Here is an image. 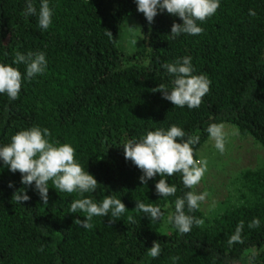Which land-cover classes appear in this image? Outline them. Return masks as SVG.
<instances>
[{"label":"trees","instance_id":"16d2710c","mask_svg":"<svg viewBox=\"0 0 264 264\" xmlns=\"http://www.w3.org/2000/svg\"><path fill=\"white\" fill-rule=\"evenodd\" d=\"M27 3L0 0V64L17 68L22 76L16 100L0 93V148L19 131L47 128L51 136L46 139L72 146L76 162L98 184L81 195L60 192L50 180L45 205L35 182L22 184V174L0 158V264H264V160L232 177L231 198L210 212L201 204L192 212L185 206L186 215L204 223L181 234L170 217L176 199L194 188H186L182 174L175 173L163 178L177 192L158 195L155 185L162 177L156 174L142 184V170L123 149L129 140L140 142L149 131L166 132L175 125L185 132L184 140L200 137L192 145L199 160L207 128L217 123L235 126L264 150V0H220L214 15L197 21L202 34L182 33L175 39L171 27L182 19L165 10L150 24L137 0H48L52 23L47 30L39 27L42 0H32L35 15L24 14ZM127 19L141 26L132 53L121 42ZM16 52H43L44 74L28 79L26 65L13 63ZM183 57H191L193 75L211 82L198 108L174 106L152 91L159 84L172 90L175 77L163 65ZM18 189L30 197L23 204L12 197ZM107 196L120 199L125 212L94 216L91 229L77 224L86 213H70L73 202L90 198L99 205ZM136 201L158 206L164 215L153 221L135 209ZM254 218L260 226L250 229ZM240 221L244 242L229 246ZM154 241L161 252L151 258L147 253Z\"/></svg>","mask_w":264,"mask_h":264},{"label":"clouds","instance_id":"9594fccd","mask_svg":"<svg viewBox=\"0 0 264 264\" xmlns=\"http://www.w3.org/2000/svg\"><path fill=\"white\" fill-rule=\"evenodd\" d=\"M137 4L138 11L144 14L150 24L154 22V17L158 12L162 13L165 10L168 14L182 19V24L173 23L171 27L170 36L175 39L182 33L193 36L202 34L203 28L198 26L197 21L204 22L214 15L220 7V0H137ZM24 14L28 16L36 14L32 0H28ZM249 15L255 16V10L250 9ZM51 17L52 10L49 8L48 0H42L39 27L47 30L52 23ZM106 35L112 38L110 31H107ZM13 63L26 65L28 79L44 74L47 66L43 52H29L27 55L16 52ZM163 67L175 77L172 81V90L169 91L166 85L159 84L152 91L161 92L163 98L172 102L174 106L182 108L187 105L189 109L198 108L202 103V98L209 92L211 82L205 75H193L191 57H183ZM21 81L22 76L17 68L0 64V93H6L11 100H16L21 90ZM207 132L214 140L215 148L223 154L226 150L224 125L213 123L207 128ZM50 136L51 132L47 128L41 130L39 127H32L19 131L12 137L9 145L0 148V158L13 173L19 171L22 174V184L31 186L35 182V189L45 205L49 199L48 182L50 180L54 188L60 192H79L81 195L94 192L98 181L76 162L74 148L69 144L55 146L54 142L46 139ZM184 137L185 132L173 125L166 132L163 129L149 131L140 142L129 140L123 145L125 158L131 160L143 172V175L139 177L142 184L146 185L148 180L154 178L156 174L162 177L155 185L157 194L162 197L173 196L177 192L176 186H170L163 178L164 176L170 177L175 173H181L184 186L193 189L200 183L207 171V161L194 158L192 145L198 144L200 137L193 135L187 140H184ZM177 138H180L181 142H177ZM9 187L13 185L10 183ZM207 195V192L196 194L194 191H188L183 198L176 199L175 215L170 217V221L181 234L189 233L193 224L203 225L202 219L186 215L184 209L187 206L189 212L197 210ZM12 197L21 204L30 199L25 189L22 191L18 189ZM135 209L142 211L153 221L159 220L164 215L160 207L140 201H136ZM78 210L86 213V219L76 220V222L87 230L93 227L91 221L94 216H108L111 210L112 217H119L125 212L126 206L120 199L112 196H107L99 205L90 198H82L71 204L70 213H77ZM128 220L134 222L132 216H129ZM112 222L110 220L109 226ZM259 226L258 218H254L248 225L250 229ZM243 228L244 222L240 221L235 234L228 240L229 246L244 242L241 238ZM160 252L159 243L154 241L147 255L156 258ZM172 259L175 261L179 257H172Z\"/></svg>","mask_w":264,"mask_h":264},{"label":"rangeland","instance_id":"374dc122","mask_svg":"<svg viewBox=\"0 0 264 264\" xmlns=\"http://www.w3.org/2000/svg\"><path fill=\"white\" fill-rule=\"evenodd\" d=\"M142 37L141 26L135 19H127L121 37L124 50L132 53ZM226 134L225 152L221 154L209 136L199 150V160L207 161V171L194 188L196 194L207 192L201 202L205 212H210L218 202L231 198L233 178L245 168H255L264 160V150L250 136H242L235 126L224 124Z\"/></svg>","mask_w":264,"mask_h":264}]
</instances>
